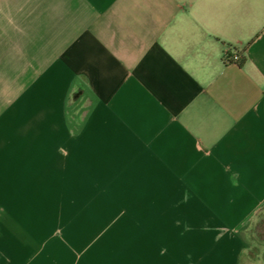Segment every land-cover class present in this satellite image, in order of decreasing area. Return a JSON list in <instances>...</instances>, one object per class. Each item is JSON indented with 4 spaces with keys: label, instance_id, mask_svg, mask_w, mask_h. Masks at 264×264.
I'll use <instances>...</instances> for the list:
<instances>
[{
    "label": "crops",
    "instance_id": "crops-1",
    "mask_svg": "<svg viewBox=\"0 0 264 264\" xmlns=\"http://www.w3.org/2000/svg\"><path fill=\"white\" fill-rule=\"evenodd\" d=\"M46 208L119 211L73 264H241L264 218V0H0V211ZM1 216L0 264H70Z\"/></svg>",
    "mask_w": 264,
    "mask_h": 264
},
{
    "label": "rangeland",
    "instance_id": "rangeland-1",
    "mask_svg": "<svg viewBox=\"0 0 264 264\" xmlns=\"http://www.w3.org/2000/svg\"><path fill=\"white\" fill-rule=\"evenodd\" d=\"M50 196H56V194ZM61 196L66 197L68 195ZM78 197L77 202L79 206H85L86 195L79 194ZM63 201L67 202L65 199ZM19 212L21 211H0L1 217L4 219L12 218V215L15 214L14 220L16 221L13 222L10 219L9 224H6L4 228L12 234L21 235L24 233L25 235H29L30 240H32L33 236H40L39 239L58 245L63 255L66 258L69 256L68 260L70 259V264H73L77 255L87 257L88 240L92 235L104 233L118 234L123 232L117 224V218L119 217V211L117 210L89 211L87 209L76 210L75 208L63 210L51 208L28 209L24 211L26 220L24 224H22L21 218H19ZM254 228L252 227L249 230L248 237H252ZM71 236L76 241L70 242L68 239ZM251 239L248 248L242 256L241 264H264V249L256 245L254 237ZM26 244H29L31 249H33L35 243L27 241Z\"/></svg>",
    "mask_w": 264,
    "mask_h": 264
},
{
    "label": "trees",
    "instance_id": "trees-1",
    "mask_svg": "<svg viewBox=\"0 0 264 264\" xmlns=\"http://www.w3.org/2000/svg\"><path fill=\"white\" fill-rule=\"evenodd\" d=\"M240 62H243V59H240ZM86 100L89 101L88 105L85 104ZM93 104V99L88 97L82 85L77 87L71 99L66 100L64 104V123L71 135L79 134L88 114L92 110ZM253 233L256 245L262 247L264 245V218L258 221Z\"/></svg>",
    "mask_w": 264,
    "mask_h": 264
},
{
    "label": "built area",
    "instance_id": "built-area-1",
    "mask_svg": "<svg viewBox=\"0 0 264 264\" xmlns=\"http://www.w3.org/2000/svg\"><path fill=\"white\" fill-rule=\"evenodd\" d=\"M240 60V57L237 54L230 53V49H226L224 52V61L231 62V63H238Z\"/></svg>",
    "mask_w": 264,
    "mask_h": 264
}]
</instances>
